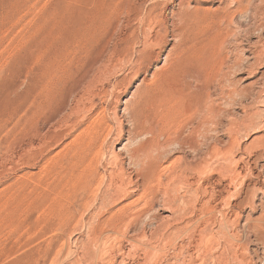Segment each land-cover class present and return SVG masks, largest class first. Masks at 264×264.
Returning a JSON list of instances; mask_svg holds the SVG:
<instances>
[{
  "label": "rangeland",
  "instance_id": "1",
  "mask_svg": "<svg viewBox=\"0 0 264 264\" xmlns=\"http://www.w3.org/2000/svg\"><path fill=\"white\" fill-rule=\"evenodd\" d=\"M0 264H264V0H0Z\"/></svg>",
  "mask_w": 264,
  "mask_h": 264
}]
</instances>
